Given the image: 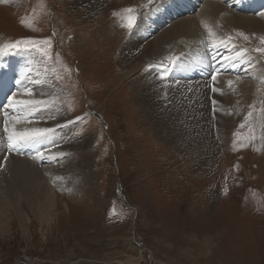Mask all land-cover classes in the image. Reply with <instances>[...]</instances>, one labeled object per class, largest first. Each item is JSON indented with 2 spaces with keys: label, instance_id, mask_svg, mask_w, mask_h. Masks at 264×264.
<instances>
[{
  "label": "rangeland",
  "instance_id": "rangeland-1",
  "mask_svg": "<svg viewBox=\"0 0 264 264\" xmlns=\"http://www.w3.org/2000/svg\"><path fill=\"white\" fill-rule=\"evenodd\" d=\"M208 1L215 0L196 1L197 6L189 14L184 12L162 21L164 0H152V3L104 0L106 10L99 11L92 19H85L81 11L74 10L70 0H0V46L20 42L17 49L0 55L1 67L8 66L0 72L8 99L10 86L21 89L27 86V81L22 85L14 81L21 80L20 72L25 73L22 68L25 60L18 57L28 56L44 63L50 80L60 88L63 99L58 105L66 113L64 118L54 116V124L61 123L59 126L63 127L64 122H72L70 140L86 143L84 152L74 155L70 148H76L79 143L62 137L60 128H48L51 131L42 137L45 158L34 163L46 169L54 165L55 173L60 174L50 178L46 169L43 171L44 186L54 195L51 221L41 224L27 205L22 209L25 220L9 209L8 233L0 236V264H115L118 261L122 262L119 264H264V111H261L264 87L251 82L253 89L245 108H230L226 104L228 114L234 118L232 129L225 139L210 136L212 144L206 143V137L211 132L209 125L216 127L211 116L217 115V111L215 99L205 96L206 85L199 93H193L180 86L181 78L177 77L171 86H180V96L157 91L167 100L161 104V112L172 104L181 111L178 106L183 100L193 110L202 112L205 118L202 124L208 131L195 132L204 141L198 140V150L189 153L182 137L171 135L173 127L168 120L156 119L157 112L147 113L143 102L137 100L135 87L136 79L145 82L152 79L159 86H166L160 77L163 69L171 66L169 58L180 62L185 54L193 52L186 38L179 35L171 45L161 49L157 58L142 56L130 72L120 56L123 41L134 36L142 16L153 13L152 22L144 27L147 29L144 36L151 41L180 21L195 17ZM229 6L233 11L238 10V2L234 7L233 3ZM126 8L134 9L131 15L136 17L131 30L122 27L124 20L114 15H126L122 13ZM262 14L261 9L248 15L256 18ZM22 19H30L31 27L22 24ZM224 27L218 25L216 31L223 36L220 42L200 44L218 49L215 55L219 62H226L223 60L226 56L241 58L247 52L264 66V53L256 51L264 48L260 39L264 35L249 34L238 26H226L227 30ZM45 41H50V49ZM41 49L49 51L51 59L44 57ZM201 57L181 64L180 69L188 74L182 79L189 86L204 79L202 73L190 77L195 73L194 68L204 62ZM193 60L197 62L192 63ZM239 62L238 67L231 69L232 72L240 69L237 75L231 77L230 73L219 72L223 80L217 76L213 81V73L208 70V90L214 92L215 85L222 90L226 79H250L246 64ZM168 74L171 75L164 73V80ZM5 76L10 78V83L2 79ZM39 80L43 81L44 77L40 75ZM154 86L153 91L157 90ZM35 87L33 81L31 88ZM54 96L59 95L50 94L48 98ZM51 100L44 101L51 104ZM2 102L5 103L0 99ZM252 103L254 109L250 107ZM249 111L253 115L241 128ZM10 115L8 127L11 128L13 123L16 126L13 117L22 116L17 112ZM250 127L254 129V140L247 139ZM6 144L4 153H0L1 170L12 158L32 161L37 156L30 153V148H18L10 153ZM209 146L216 150L206 158L203 154ZM46 147L51 153H46Z\"/></svg>",
  "mask_w": 264,
  "mask_h": 264
},
{
  "label": "bare ground",
  "instance_id": "bare-ground-1",
  "mask_svg": "<svg viewBox=\"0 0 264 264\" xmlns=\"http://www.w3.org/2000/svg\"><path fill=\"white\" fill-rule=\"evenodd\" d=\"M70 1H71L70 2L71 7L74 10L76 9L77 11H81L85 19H92V17L96 15L99 11L106 10L104 0H70ZM196 1L200 2L201 0H164L163 4L161 5L164 7L163 10L165 13L164 15L165 17H161V20L165 21L166 18L172 19L174 17H178L181 13H184V12L189 14L190 12H192L191 10H194V8L197 6ZM235 2H238L237 11L239 12L233 11L232 8L229 6V4L233 3V7H234ZM261 9L264 10V0H222L220 1V3L216 2V0L208 1V2H205L199 14H197L195 17L180 21L179 23H177L170 29L162 32L160 36L158 35V37L154 38L153 40L147 41L148 38L144 36V30L146 28V25H149L152 22L153 13L151 11L149 14L141 17V20L138 23L139 25L138 30L136 31L135 29L134 33L132 34L134 35L133 37H135L136 40H132L133 37L131 36L130 39L126 38L123 41L120 47V54H121L120 56H121V59H122V62L124 64L126 71L130 72L132 65L136 63L137 60H140L142 56H146V57L148 56L150 58H157V56L160 53H162L161 49H164V47L168 46L169 44L171 45L174 41L177 40V37L179 35L184 36V38H186L185 42L191 48L190 51H193V52L192 53L190 52L191 54L188 52L187 54H185L186 55L185 58H181V61L178 63L179 66L174 71L172 78L170 80L167 81V80L161 79L162 83L166 84V86H163V85L159 86L158 83L156 84L155 82L152 81V79H149V81L147 80L146 82L143 80L136 79L137 82L135 84L136 85L135 87L137 88V98H138L137 100H141L143 102L144 104L143 108L147 111L148 114L151 113L150 111L154 113L157 112L156 119L159 118L160 120L161 119L168 120L170 122V125L173 127V129L171 127L172 129L171 135L173 137H175V135L182 137V139L184 140L183 145L186 146L187 152L194 153V151L198 150L197 148L200 147L198 140H201L202 137L200 138L199 136V138H197V136H195V132L197 131L201 133L200 130L205 131V132H207L208 129L211 130V132H208L207 137H206L207 144L208 143L212 144L213 141L211 137L213 136L216 137V139L227 138L230 130L232 129L231 127H232L234 118L232 119V116L230 117V115L228 114V108L226 107V104L227 105L229 104L230 108H232V106H234L233 108H235V106L243 108L244 106H246L247 101L249 102V100L247 99H248V96H250V92L253 89L252 83H256L259 86L264 87V83H262V81H264V66L262 62L258 61L256 57L250 56L249 53L245 52V54L241 56V58H240V55L239 56L234 55L232 57H229V56L224 57L223 60L226 61V65L224 67L233 68L234 63L235 62L237 63L240 60V62L242 61L243 63L246 64L245 69H246V72H248L247 75H249L250 79L244 80V79L238 78L239 80L237 81L235 80V78H233L235 80L234 85H233V87L235 88V91H233L232 88H229L227 86V82L225 81H223L222 90H220V87L217 85H215L216 86L215 88H217L219 91L211 92L210 89L208 90V87H210V85L207 84L208 70L210 71V73H212L209 55L214 56V51L217 52L218 49H214L213 45L206 47V46H202L200 43L209 42V41L213 42L216 40L220 42V39L223 36L220 32H216L218 31V25L225 26L223 30H227L226 26H230V27L238 26L239 28L244 29L245 32L249 34L255 33L256 35L258 34V35L263 36L264 35V14L256 18H254L255 16L254 17L249 16L251 12L260 11ZM154 13L156 14V12ZM240 13H244V14L240 15ZM140 27L142 28L139 29ZM209 32H211V35H209ZM194 46L197 47V49L195 48L196 50L193 48ZM200 56L204 58V62H202L200 65L194 68V70L196 69L195 73L190 75V77H193V76L196 77V75H201L202 73L204 75V79L202 78L199 80L194 79L195 80V83H193L194 85L189 86L188 81H184L182 79V78H186L188 74L187 72H185V69L183 68L180 69L181 64L184 60L191 63L192 59L195 58L197 60L200 58ZM18 58L20 59L23 58L25 60L24 64L22 65V68H24L25 73L24 75H22L21 72L19 73V75L21 76V80L19 81L21 82V85L25 81H27V86L21 89L20 87L16 88V87H11L9 85L11 88V93L9 97L14 96L15 99L19 101L33 100V101H42V103L39 105H28L27 107L20 106V107H17L16 109L9 107L8 101H7L8 91H6L5 87L1 85L4 82L1 81L0 79V99L5 101V103L2 102L0 104L3 106L5 105L3 108L2 107L0 108V153L2 152L3 145L7 143L6 137H5L6 133L5 132L3 133L4 127H5V121L9 122L8 120L10 119V116H11L10 114L11 113L13 114L15 112H17L18 114L22 116V117H19V116L13 117V118H17V117L19 118V123H16V126H14L18 131H31L33 129H48L50 127H56V128H60V133L62 134L61 135L62 137H65L70 140V133H71L70 130L72 128L73 123L66 121L64 122L65 123L64 126L60 127L59 125L61 123L58 125V123L54 124L55 121H53L54 116L57 118L66 117V113L64 112V109H62V107H59L58 105V102L63 99L62 97L60 98L61 96L60 88L58 86H54L53 82L50 80L48 70L46 71V66L44 65V63L35 61V59H31V57H28V56H25V57L19 56ZM197 61L193 60L192 63L193 62L196 63ZM10 65L11 64L9 61V66ZM215 65L216 67H220L218 63H215ZM6 67L8 66L1 67V64H0V72L6 69ZM11 74L14 75L15 73L12 72ZM40 75L41 77H44L43 81L39 80ZM233 75L231 77H233ZM235 75H237V73ZM34 77H35V80L33 81L36 83V87L32 89L31 85L33 81L31 79L32 78L34 79ZM174 77H175V80H173ZM177 77L181 78V81H179L180 86L183 85V88L185 86L186 87L185 89L192 90L193 93H199L201 90L204 89L206 85L207 92L205 96L209 95L210 98L215 99L214 102H215V109L217 111V115H212L211 118H213L212 121L216 123V127L214 124H210L209 128L204 127V125L202 124V121L203 120L205 121V118L203 114H201L202 112L199 110H196V111L193 110L192 107H189V104L186 103V101L184 100L178 106L181 109V111H178L177 108L172 104L170 109L165 110V111L162 110L161 112L160 109L166 103L167 100L163 96H160L157 91L160 90L162 93H164L163 91L166 90L169 93H174L177 96H180L182 94L180 92V86L176 87L174 84L171 86L172 82L176 83ZM2 79L10 83L9 77L5 76V78H2ZM16 79L18 80L20 78H16ZM231 79H226V80H231ZM17 80H14V81H17ZM156 81L158 82V80ZM152 86L156 87L157 90L153 91ZM145 87H151V89L145 88ZM162 88L164 90H162ZM25 89H31L32 95L28 96L25 92ZM50 94H55V95L58 94L59 98L57 96L56 97L54 96V98L52 97L48 98ZM50 99H52L50 102L51 104H46L45 101L46 100L49 101ZM155 99L156 101H154ZM262 101L264 102V97ZM209 108L210 110L212 109L210 103H209ZM9 111H10V114H9ZM176 111H178V113ZM45 123H48V125H45ZM14 124L15 123H13V125ZM179 131H181L183 135ZM178 133L181 135H179ZM42 137H37L34 143L27 145V146L20 147V148H26V149L30 148V153H39V152L45 153L44 152L45 148H43L44 143H42L43 142ZM52 141L54 140L52 139ZM70 141L73 143H79L78 145L75 146L76 148H74L73 146L70 148V150L73 151L72 153H74V155H76V153L84 152L82 151V148L86 145V143L84 144V142H81L78 140H70ZM52 146L54 147V145ZM46 149L48 148L46 147ZM51 149H54V148H51ZM215 150L216 148H214L213 146L212 147L209 146L208 149L207 148L205 149L203 156L206 158H210V156H212L211 154H214L212 152H214ZM51 151H49L48 149L46 150V153H51ZM56 152L58 151L56 150ZM206 153H208V155H206ZM23 155H26V154H23ZM6 159H8V157ZM0 161H1V157H0ZM36 161L38 160L34 159V156H33L32 161H29L28 159H19V157L18 159L12 158L7 163V165H4L2 170L0 169V236L2 237L5 236L6 233H8V225H7L8 213L7 211L9 209L10 210L12 209L23 220L26 216H24L22 209L23 207H25V205H27L29 209L33 212V215L36 217L37 220H39L41 224H43L44 222L50 219L49 214L52 209V202H53L52 195L53 194L51 193L50 189L45 188L44 186L46 185V182L43 180V171L46 168L37 167ZM55 169L56 168L54 167V165L53 167H48L46 169L50 178H53L52 175L54 176V178H56L57 175H60L58 173H55ZM50 221L51 220H49V222ZM143 250H145V248H143ZM126 261L132 262V259L128 258L126 259ZM79 263L80 262H78V264ZM114 263L119 264L122 262L118 261ZM36 264H39V263H36Z\"/></svg>",
  "mask_w": 264,
  "mask_h": 264
},
{
  "label": "snow or ice",
  "instance_id": "snow-or-ice-1",
  "mask_svg": "<svg viewBox=\"0 0 264 264\" xmlns=\"http://www.w3.org/2000/svg\"><path fill=\"white\" fill-rule=\"evenodd\" d=\"M3 2H7V0H3ZM148 2L152 3V0H148ZM133 12H134V9L126 8V9L122 10V13L126 14V15H122L121 13H114V15H116V16H118L124 20V23L121 25L122 27H127L129 30H131L133 25H134L135 19H136L135 16L131 15ZM21 23L24 24L25 26H28V27H31V25H32V21L30 19H22ZM209 35H211V32H209ZM237 35L241 36L245 40L248 39V37L245 36L243 33H237ZM231 39L232 38L229 37V40H231ZM260 39H261V44H264V37H261ZM19 43L20 42L17 41L15 43H7V44L0 46V55L9 54L10 50L17 49ZM43 43L47 44L48 48L50 49V47H51L50 41H45ZM40 51L44 57L51 59V55H50L49 51H46L43 49H41ZM244 51H247V49H245ZM256 51L264 53V48H258V49H256ZM169 64L175 66L176 60L174 58L170 57L169 58ZM166 71H167V69H166ZM218 75H219V72L213 73L212 74V80L216 81ZM164 78L165 77L163 75L160 77V79H162V80ZM16 83L19 84L20 81L17 80ZM262 83H264V81H262ZM233 85H234V81H232V80L227 81V86L229 88H232L233 91H235V88L233 87ZM212 90L214 92L219 91L215 87H213ZM25 92L28 96L32 95L31 89H25ZM41 103H42V101H33V100L19 101V100H16L14 96L9 97V99H8V106L13 108V109H16L17 107H20V106L27 107L28 105H39ZM250 107H252L253 109L255 108L254 105H252ZM261 111H264V108H262ZM252 115H253L252 111H249L247 113V115L245 116V123H242L240 125L241 128H244L246 126V124L248 123V121L252 117ZM15 122L19 123L18 117L16 118ZM49 131H51V130L50 129H33L31 131H18L14 126L11 128L8 127V122L5 121L4 132L6 133V139H7V143H8V151L11 152L14 149H18L20 147L30 145V144L35 142L37 137H42L45 135L46 132H49ZM249 133H250V135L247 139L254 140L256 138L255 134H254V129H252L250 127ZM244 146H246V145H244ZM233 147L234 148L236 147L235 141L233 142ZM44 158L45 157H44V154L42 152L37 153V156L34 157V159H41V160ZM53 159H54V157H53Z\"/></svg>",
  "mask_w": 264,
  "mask_h": 264
}]
</instances>
